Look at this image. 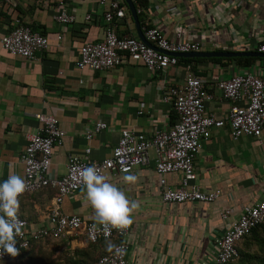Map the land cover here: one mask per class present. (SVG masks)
<instances>
[{
    "label": "crops",
    "instance_id": "0c3cea01",
    "mask_svg": "<svg viewBox=\"0 0 264 264\" xmlns=\"http://www.w3.org/2000/svg\"><path fill=\"white\" fill-rule=\"evenodd\" d=\"M11 1L13 5L0 0V38L19 18L46 35L49 44L35 59H27L10 54L0 43V182L9 175H23L19 158L28 134L38 126L36 113L54 115L63 132L62 143L53 148L48 172L55 178L65 173L71 154L88 160L108 157L124 128L149 135L175 121H171V103L162 96L170 85L182 80L187 63L178 60L175 66L158 73L130 59L100 71L79 69L76 60L80 46L100 40L104 34V8L97 0ZM126 6V15L117 20L116 30L139 37ZM61 8L74 16L72 23L55 21L53 16ZM138 21L142 33L147 24L156 26L170 40L204 41V51H250L264 42V0H148ZM200 58L204 59L188 64L214 95L206 102V112L220 118H226L232 103L215 89L216 81L235 74L264 72V61L246 67L237 61ZM98 120L106 128L86 139V130ZM242 137L232 138L227 125L210 128L195 156V183L203 191L219 189L220 196L214 201H163L160 175L152 162L128 173L102 174L139 204L125 238L131 264L211 263L215 239L245 206L261 199L264 188V129L259 138L247 136L259 144L256 150L241 144ZM86 148H90L88 154ZM129 175L136 177L135 181H127ZM165 178L168 186L176 187L180 174L169 173ZM55 194L54 188L45 187L22 195L18 215L32 228L47 223ZM60 209L64 214L96 220L85 187L65 196ZM225 210H230L227 219L221 215ZM109 243H105L106 249Z\"/></svg>",
    "mask_w": 264,
    "mask_h": 264
},
{
    "label": "built area",
    "instance_id": "2783aa9c",
    "mask_svg": "<svg viewBox=\"0 0 264 264\" xmlns=\"http://www.w3.org/2000/svg\"><path fill=\"white\" fill-rule=\"evenodd\" d=\"M13 5L11 0H6ZM133 1V0H132ZM104 8L102 18L105 23L104 34L100 40L85 42L79 48L76 66L94 71L109 69L120 65L125 59L141 62L154 73L165 72L178 63V56L172 53L201 51L204 41L170 40L156 26L148 25L143 35L147 44L137 36L118 34L117 20L125 17L127 6L124 0H97ZM137 13L143 9H136ZM55 21L69 24L74 16L61 8L54 16ZM90 19V15H86ZM1 46L12 55L35 59L36 54L45 50L49 44L46 35L41 34L15 19L14 27L0 38ZM257 51L264 53V42L257 45ZM185 74L179 83L170 85L162 100L170 102L176 113V119L167 127L155 129L151 134L136 132L124 128L117 143L108 157L100 160H88L86 157L69 155L66 171L61 177L49 176L53 148L62 143L63 132L57 119L52 114L36 113L38 122L35 132L28 134L20 162L23 165L21 176L28 185L26 193H32L45 187L56 190L47 215V223L34 228L18 215L22 222V236L17 237L18 254L13 256L0 250V260L18 258L35 241L67 238L84 229L91 242L99 239L119 238L110 251L101 255L98 264H131L127 258L128 245L125 241L131 226L123 231L110 228L107 233L96 220H85L79 215L64 214L60 204L64 197L84 188L80 173L89 166H94L100 174L113 175L128 173L136 167L153 163L160 175L159 187L161 198L165 202H210L216 200L221 191H203L197 183L194 168L196 154L202 148L210 128L228 126L229 134L236 139L241 136L259 138L264 129V72L261 74H235L219 79L215 89L222 98L232 103L226 118H220L206 112V102L213 94L205 87L202 79L194 75L190 64L184 66ZM106 128L100 120L85 132L86 139H91L95 132ZM88 154L90 148H86ZM179 173L178 186L167 185L165 175ZM23 194V195H24ZM230 210L222 212L227 219ZM264 222V188L261 199L245 206L230 226L215 239L216 253L210 264H230L238 257L237 242L247 235L256 225Z\"/></svg>",
    "mask_w": 264,
    "mask_h": 264
},
{
    "label": "clouds",
    "instance_id": "9594fccd",
    "mask_svg": "<svg viewBox=\"0 0 264 264\" xmlns=\"http://www.w3.org/2000/svg\"><path fill=\"white\" fill-rule=\"evenodd\" d=\"M86 188V200L95 210L96 222L107 233L110 228L125 230L133 224L132 214L139 207L138 202L130 201L117 186L108 182L94 166L83 169L80 173ZM127 181L136 177L126 176ZM28 185L19 175H9L0 182V250L15 256L17 237L22 236L23 224L19 220L20 197ZM115 245L108 244L109 250Z\"/></svg>",
    "mask_w": 264,
    "mask_h": 264
},
{
    "label": "trees",
    "instance_id": "16d2710c",
    "mask_svg": "<svg viewBox=\"0 0 264 264\" xmlns=\"http://www.w3.org/2000/svg\"><path fill=\"white\" fill-rule=\"evenodd\" d=\"M136 9H143L147 6L148 0H133ZM138 18L141 13H137ZM204 58H189V57H179L178 60L191 63L193 61H199ZM211 60L215 62L227 61H237L242 63L243 66L251 67L256 62H263V57L258 56H240V57H210ZM176 119V113L172 110V119ZM62 240L64 247L71 250V255L67 257V264H98V260L101 255L110 251L104 247L106 242L114 245L119 241L117 237H111L109 239H99L95 242H91L85 230L81 229L76 234H70L67 238H59ZM48 239L44 242H47ZM42 241L33 242L27 250H24L20 255V258L24 256H29L30 260L33 257V252L40 247ZM238 257L230 262V264H264V222L253 227L250 232L245 235L241 240L237 242ZM76 254V257H75ZM34 258V257H33ZM36 258V255H35ZM0 264H9L8 261L2 260Z\"/></svg>",
    "mask_w": 264,
    "mask_h": 264
},
{
    "label": "rangeland",
    "instance_id": "374dc122",
    "mask_svg": "<svg viewBox=\"0 0 264 264\" xmlns=\"http://www.w3.org/2000/svg\"><path fill=\"white\" fill-rule=\"evenodd\" d=\"M241 144L245 147H252L254 150L259 148L257 141L248 138L247 136L240 139ZM52 160V158H51ZM112 178V177H111ZM60 239L48 240L40 244V247L33 253V257L29 260L28 255L22 258L9 260V264H67V257L70 256L71 250L62 245ZM36 255V258H35ZM73 255V254H71ZM76 257V254H75Z\"/></svg>",
    "mask_w": 264,
    "mask_h": 264
},
{
    "label": "water",
    "instance_id": "95a60500",
    "mask_svg": "<svg viewBox=\"0 0 264 264\" xmlns=\"http://www.w3.org/2000/svg\"><path fill=\"white\" fill-rule=\"evenodd\" d=\"M130 10V13L136 23V28L138 32V36L141 40L145 41L147 44L150 43L145 39L137 18V10L132 0H125ZM178 57H238V56H259L264 57L263 52H259L257 50L250 51H191V52H178L172 53Z\"/></svg>",
    "mask_w": 264,
    "mask_h": 264
}]
</instances>
